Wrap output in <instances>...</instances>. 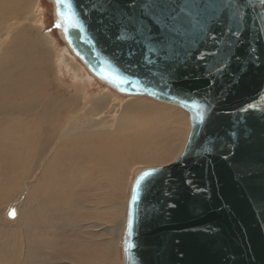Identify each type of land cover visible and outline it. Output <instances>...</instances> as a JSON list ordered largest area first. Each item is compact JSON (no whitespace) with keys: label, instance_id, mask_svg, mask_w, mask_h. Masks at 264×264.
Masks as SVG:
<instances>
[{"label":"water","instance_id":"obj_1","mask_svg":"<svg viewBox=\"0 0 264 264\" xmlns=\"http://www.w3.org/2000/svg\"><path fill=\"white\" fill-rule=\"evenodd\" d=\"M48 1L55 25L56 0ZM196 2L208 5L198 17L203 28L188 25L180 35L154 22L166 11L158 0H70L80 28L56 27L104 86L188 113L181 153L132 179L123 264H264V0ZM145 172L154 175L138 188Z\"/></svg>","mask_w":264,"mask_h":264},{"label":"rangeland","instance_id":"obj_2","mask_svg":"<svg viewBox=\"0 0 264 264\" xmlns=\"http://www.w3.org/2000/svg\"><path fill=\"white\" fill-rule=\"evenodd\" d=\"M18 1L0 0L1 52L16 35L19 38L26 37L25 41L34 44L37 48L35 52L44 57L45 76L48 77L46 84L51 91L58 93L64 99L70 96H82L85 103L88 99L109 94L112 95L119 110L123 106L127 107L135 99L144 100L141 102L146 104L137 107L143 114L142 121L132 126L147 124V119H150L151 115L160 116L159 120H167L171 124L174 121L177 125L175 128L179 127V129H177L178 136L174 142V149L168 159L137 161L123 172L110 174V171L112 183L104 179L98 188L90 179L83 180L88 175H85V172L76 173L74 180L68 182L69 184L65 182L64 175L61 181L52 177L51 182L45 177L43 165L31 164L32 159L35 161V157L20 158L22 168L17 178L13 180L9 174L2 172L4 163L3 153L0 152V167H2L0 173L5 176L3 178V175H0V264H123L121 236L132 179L141 168L170 163L181 153L190 130L188 113L180 107L152 98L122 96L104 86L87 71L79 59L73 56L59 37L53 21V7L48 0ZM17 6L20 9L9 12V8ZM145 100L173 110L177 114L176 117L171 120L167 117L162 118L163 111L147 107ZM78 103L79 108L76 109V113L84 112L86 110L83 109L89 107L87 103L84 106L82 101ZM120 112L112 118L115 119ZM90 116L96 118V112ZM5 118L7 117H0L1 120L6 121ZM64 120L65 117L62 122ZM160 123L164 121L158 124ZM156 125L153 124L152 127L156 128ZM6 129L8 128H2V130ZM6 134L3 131L1 136L4 137ZM170 138L172 137L168 133L164 139L166 144L170 142ZM157 140L156 144L151 143L140 151L160 145L162 139ZM2 147L5 148V145L2 144ZM128 155L130 154L120 155L115 165L121 164L123 157ZM102 177L107 178L108 174ZM79 178L82 182H79ZM13 211L14 217L10 215Z\"/></svg>","mask_w":264,"mask_h":264},{"label":"bare ground","instance_id":"obj_3","mask_svg":"<svg viewBox=\"0 0 264 264\" xmlns=\"http://www.w3.org/2000/svg\"><path fill=\"white\" fill-rule=\"evenodd\" d=\"M13 8L6 11L20 9L19 6ZM25 38L16 35L6 49L0 51V117H7L6 121L0 119V152L3 153L4 174H9L13 180L16 179L22 168L20 158L35 157L31 164L43 165L45 177L50 181L52 177L61 181L64 175L65 182L68 183L74 180L76 173L85 172V175H88L83 180L90 179L98 188L104 179L112 183L110 174L123 172L137 161H162L170 157L179 129L175 128L177 125L174 121L171 124L167 120H159L160 116L150 115L147 124L134 127L132 126L134 123L139 124L142 121L143 114L137 107L146 104L141 102L144 100L135 99L127 107L123 106L119 110L112 95L108 93L99 96L100 98L88 99L85 103L89 107L83 109L86 111L76 113V109L79 108L78 101L84 103V97L70 96L64 99L51 91L46 84L48 77L45 76L44 57L37 54L35 45L27 43ZM146 102L147 107L163 111L162 118L167 117L171 120L177 115L164 106ZM119 111L120 114L115 119L112 118ZM93 112H96V118L90 116ZM64 117L66 120L62 122ZM160 121L164 123L158 124ZM153 124H157L156 128L152 127ZM3 131L7 133L5 138L1 136ZM168 133L172 138L166 144L164 139ZM157 139H162L160 145L140 151L151 143L156 144ZM34 150L37 152H32ZM122 154L130 155L123 157L121 164L115 165ZM107 174V178L102 177ZM79 182H82L80 178Z\"/></svg>","mask_w":264,"mask_h":264},{"label":"snow or ice","instance_id":"obj_4","mask_svg":"<svg viewBox=\"0 0 264 264\" xmlns=\"http://www.w3.org/2000/svg\"><path fill=\"white\" fill-rule=\"evenodd\" d=\"M57 4V22L55 27L60 28L64 27V30L67 31L69 28L79 29L80 28V20L77 18V15L72 12V5L70 0H56ZM63 6V10L61 7ZM158 6L161 7L162 10H166L163 12L162 17L155 18L154 22L159 25L163 30L168 33L173 34H184L186 32V26L191 25L192 27L203 28L200 20L198 19L201 12L208 7V5L202 6L196 2V0H182V2L173 3V0H158ZM241 18V12L239 7H236L233 12L234 21L239 22ZM151 36V33H149ZM121 40L127 39L126 33H121L118 37ZM153 52H157L154 46L150 49ZM112 75V74H109ZM113 79H121L119 77H112ZM121 82H126L121 79ZM192 107L194 109L201 108V105L193 102ZM255 105L250 103L247 105L246 109H242V111H247V109L254 108ZM198 117L201 122H203V111L198 112ZM191 147L190 145L188 146ZM212 149L208 144H205L201 151L204 153L210 152ZM152 172H145L139 180L137 181V187H140L141 182H145L149 177H153ZM13 217L15 216V212L10 213Z\"/></svg>","mask_w":264,"mask_h":264}]
</instances>
